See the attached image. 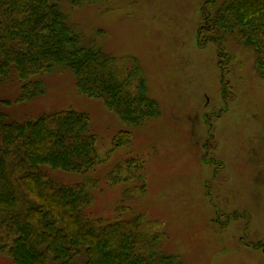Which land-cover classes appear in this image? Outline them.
Segmentation results:
<instances>
[{
  "label": "rangeland",
  "instance_id": "rangeland-1",
  "mask_svg": "<svg viewBox=\"0 0 264 264\" xmlns=\"http://www.w3.org/2000/svg\"><path fill=\"white\" fill-rule=\"evenodd\" d=\"M224 1L65 4L83 44L140 63L161 109L142 126L126 125L103 99L80 93L65 68L37 76L42 93L29 101L15 103L14 80L0 88V100L13 101L6 111L17 120L65 109L89 115L98 137L94 167L45 168L59 184L88 182L89 217H142L164 252L185 264H264V75L253 49L233 38L224 53L220 43L198 42L203 5L214 14ZM125 130L130 143L116 145ZM119 164L117 174L135 172L133 180L112 181ZM0 264L12 259L0 253Z\"/></svg>",
  "mask_w": 264,
  "mask_h": 264
},
{
  "label": "trees",
  "instance_id": "trees-1",
  "mask_svg": "<svg viewBox=\"0 0 264 264\" xmlns=\"http://www.w3.org/2000/svg\"><path fill=\"white\" fill-rule=\"evenodd\" d=\"M106 1L0 0V88L14 80L20 86L15 103H24L42 93L37 76L65 68L75 72L80 93L103 99L126 125L158 117L161 109L138 60L83 44L64 10L66 3L76 8ZM229 37L253 49L264 75V0H225L214 14L203 5L200 45L214 41L224 53ZM12 104L0 100V253L12 264H185L164 252L142 217L91 218L85 212L93 202L88 182L59 184L45 170L85 173L94 167L98 137L88 114L65 109L17 120L6 111ZM131 138L121 131L115 144ZM122 168L111 174L113 182L134 179L135 172L117 174Z\"/></svg>",
  "mask_w": 264,
  "mask_h": 264
}]
</instances>
